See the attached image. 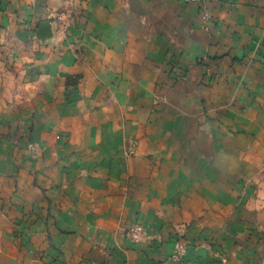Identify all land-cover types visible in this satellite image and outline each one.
<instances>
[{"label": "crops", "instance_id": "1", "mask_svg": "<svg viewBox=\"0 0 264 264\" xmlns=\"http://www.w3.org/2000/svg\"><path fill=\"white\" fill-rule=\"evenodd\" d=\"M263 190L264 0H0V264H264Z\"/></svg>", "mask_w": 264, "mask_h": 264}, {"label": "built area", "instance_id": "2", "mask_svg": "<svg viewBox=\"0 0 264 264\" xmlns=\"http://www.w3.org/2000/svg\"><path fill=\"white\" fill-rule=\"evenodd\" d=\"M184 3H190V4H195L197 6H203L205 0H183ZM27 151L30 155L35 156L36 154V147L33 144H28L27 145ZM128 237L129 240L132 243H138L140 239L142 238L143 235V230L141 225L134 224L128 229ZM186 252V244L180 239L177 238L173 242L172 246V253L169 257V262L171 263H179L182 261L184 255Z\"/></svg>", "mask_w": 264, "mask_h": 264}, {"label": "rangeland", "instance_id": "3", "mask_svg": "<svg viewBox=\"0 0 264 264\" xmlns=\"http://www.w3.org/2000/svg\"><path fill=\"white\" fill-rule=\"evenodd\" d=\"M255 198L258 199L259 201H261V206H259L257 209H255V213L256 215L260 216V222L257 225L258 228H255V226H253L252 231L256 234L255 238H253V241L250 243V245H252L253 243H258L261 246L263 245V247H261L262 249L264 248V190L263 192L260 194V197L257 196V194H254ZM251 248V246H250Z\"/></svg>", "mask_w": 264, "mask_h": 264}, {"label": "water", "instance_id": "4", "mask_svg": "<svg viewBox=\"0 0 264 264\" xmlns=\"http://www.w3.org/2000/svg\"><path fill=\"white\" fill-rule=\"evenodd\" d=\"M53 37L52 27L49 22L40 25L37 32V39L44 42H50Z\"/></svg>", "mask_w": 264, "mask_h": 264}]
</instances>
